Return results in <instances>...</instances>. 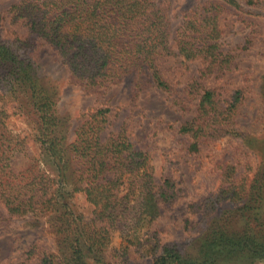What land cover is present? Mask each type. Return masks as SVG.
<instances>
[{
    "label": "trees",
    "instance_id": "16d2710c",
    "mask_svg": "<svg viewBox=\"0 0 264 264\" xmlns=\"http://www.w3.org/2000/svg\"><path fill=\"white\" fill-rule=\"evenodd\" d=\"M222 4L241 8L237 0L198 2L185 11L173 38L165 9L155 0H21L11 12L14 20L23 19L31 35L56 50L71 80L84 90L107 88L130 77L133 90L149 86L168 91L158 62L173 52L185 60L202 59L206 70L223 68L228 62L219 43L217 17ZM2 38L0 81L6 80L9 90L4 93L0 88V201L11 216L47 219L65 255L44 254L40 264H87V259L91 264H111L112 260H104L111 234L120 232L126 253L134 240L139 241V233L159 217V204L171 201L172 182L166 178L156 185L148 154L134 148L124 129L107 130L109 107L86 113L74 139L66 143L54 83L29 55V43ZM195 84L184 89L183 96H189ZM18 91L31 101L38 131L32 142L48 158L49 170L28 154L26 137L9 127L13 112L7 105ZM240 98L236 91L222 110L214 90L201 89L196 116L179 128L191 138L192 150L201 137L220 130ZM225 177L219 198L237 206L227 210L222 220L214 219L199 239L197 254L184 260L175 246H165L152 263L264 259V234L252 226L264 224V183L261 177H252L249 183L230 173ZM77 192L93 207L91 219L73 210L69 200ZM111 259L114 264H127L116 255Z\"/></svg>",
    "mask_w": 264,
    "mask_h": 264
},
{
    "label": "rangeland",
    "instance_id": "374dc122",
    "mask_svg": "<svg viewBox=\"0 0 264 264\" xmlns=\"http://www.w3.org/2000/svg\"><path fill=\"white\" fill-rule=\"evenodd\" d=\"M20 1L0 0V35L3 41L29 43V55L54 83L65 142L74 139L86 113L109 107L107 130L124 129L134 148L148 154L156 185L166 178L173 185L171 201L159 204V217L139 233V241L134 240L123 253L125 239L118 230L114 231L104 260L110 259L114 264L111 257L116 255L127 264H154L152 258L165 246H175L184 260H190L214 219L222 220L227 210L237 206L219 198L226 174L236 179L245 177L248 183L252 177H261L264 183V0H237L239 9L222 4L217 23L220 49L228 60L223 68L206 70L202 59L185 60L174 52L160 60L158 66L170 85L168 91L149 86L133 90L130 77L107 88L84 90L71 80L70 71L56 50L31 35L23 19H13L11 7ZM155 1L165 9L173 38L185 11L203 0ZM171 49L176 50L173 41ZM194 82L189 96H183L184 89ZM7 85L6 80L0 81L4 93L9 90ZM202 88L214 90L222 110L236 91H240L241 98L229 119L222 120L220 130L201 137L197 149L192 150L191 138L179 128L196 116ZM15 96L7 105L8 111L13 112L8 118L9 127L26 137L28 154L39 159L42 169L49 170L48 158L39 144L32 142V135L38 131L31 101L20 91ZM69 202L85 219L93 217V207L81 192L74 193ZM252 226L264 234V224L253 222ZM82 248L90 257L87 246ZM47 253L65 255L48 228L47 219L11 216L0 201V264H40V257ZM223 264H264V259H254L252 263L238 259Z\"/></svg>",
    "mask_w": 264,
    "mask_h": 264
}]
</instances>
